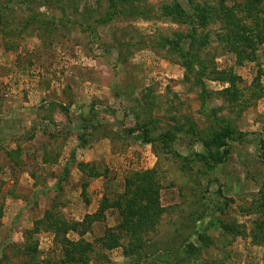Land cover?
Masks as SVG:
<instances>
[{"label": "rangeland", "instance_id": "1", "mask_svg": "<svg viewBox=\"0 0 264 264\" xmlns=\"http://www.w3.org/2000/svg\"><path fill=\"white\" fill-rule=\"evenodd\" d=\"M207 1L247 34L230 44L222 22L207 29L198 80L152 41L189 29L162 6ZM113 4L0 0V264H264V0ZM149 120L146 143L131 131ZM226 124L229 155L208 166L194 140ZM149 185L161 216L138 248L122 216ZM110 228L120 247L102 243Z\"/></svg>", "mask_w": 264, "mask_h": 264}, {"label": "trees", "instance_id": "2", "mask_svg": "<svg viewBox=\"0 0 264 264\" xmlns=\"http://www.w3.org/2000/svg\"><path fill=\"white\" fill-rule=\"evenodd\" d=\"M113 1L114 0H110V11H113V14H116L117 8L113 4ZM208 2L209 1L204 3H194L189 10H185L179 2L173 5L162 6L160 11L163 12L165 17L170 18L173 23L185 24L189 29L186 33H174V35H176L174 38H162L163 36H161L160 38H162V40L160 43H154L152 41V46H157L159 49L164 50L167 56H178L181 65L189 74L195 73L199 75L198 80H200V72L204 74L208 70L206 62L202 60V57L200 56V52L210 45V34L209 32H206L207 29L209 30V28L217 22H222L224 24V28L221 32L217 33L218 41L224 40L226 43L230 44L245 41V35L247 34L245 32L246 26L243 24L242 17H238L234 10V13L228 11V6L223 3L215 4L213 2ZM218 6H221L224 9H219ZM139 8L141 7H133V10L138 11ZM102 22L105 21L102 20ZM223 31H225V34ZM185 40H189L186 47L184 45ZM150 125L151 120L139 123L131 132H141L142 139L146 143H150L152 142L150 139V135L152 133V128L149 127ZM194 129L195 128L192 126L191 131L195 134ZM171 131L172 130H168L162 136V143H166L168 140H175L176 135ZM236 133L237 130L234 129L232 125L226 124L214 131L212 137L207 140L196 137L194 142L196 141L198 143H202L204 148V152L197 153L196 156L206 162L208 166L224 162L230 152L228 141ZM240 136H243V134L240 133ZM149 186H141L142 194L145 195L147 203H139L138 200H135V203L128 202L126 206L132 205L127 209V214L122 216L121 225L125 228L127 234H130L132 238H138V242L134 245L138 248L144 244V242H142L143 234H145L144 232L147 229H153L161 216L157 190L152 185ZM103 211H105L104 207L101 206L99 211L95 214L96 216H94L100 218ZM95 217L92 215L87 216V222L92 221ZM72 229L75 230L74 227H72ZM110 231L112 233L113 230L110 228L107 231L106 236L108 237L107 239L103 238L102 243H105V246L110 249L120 247L121 238L113 233V236L111 235L110 237ZM131 246L127 247L126 251H133L136 249ZM130 247L131 249H128ZM197 250L198 249L194 245H189L186 248L185 253L190 256L195 254ZM176 264H180L178 259Z\"/></svg>", "mask_w": 264, "mask_h": 264}, {"label": "crops", "instance_id": "3", "mask_svg": "<svg viewBox=\"0 0 264 264\" xmlns=\"http://www.w3.org/2000/svg\"><path fill=\"white\" fill-rule=\"evenodd\" d=\"M108 140L105 138V139H103V140H101V142H99L98 144L100 145V146H106V142H107ZM90 153H93V154H95L96 155V153L97 152H99V153H102V152H104L105 153V151L103 150V151H99V150H97V149H94V148H92L90 151H89ZM98 154V153H97ZM98 158V157H97Z\"/></svg>", "mask_w": 264, "mask_h": 264}]
</instances>
